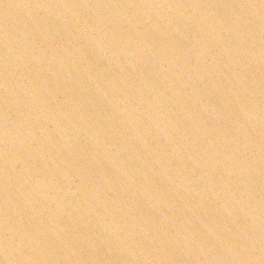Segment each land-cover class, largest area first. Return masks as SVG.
Listing matches in <instances>:
<instances>
[{
    "label": "water",
    "instance_id": "1",
    "mask_svg": "<svg viewBox=\"0 0 264 264\" xmlns=\"http://www.w3.org/2000/svg\"><path fill=\"white\" fill-rule=\"evenodd\" d=\"M0 264H264V0H0Z\"/></svg>",
    "mask_w": 264,
    "mask_h": 264
}]
</instances>
